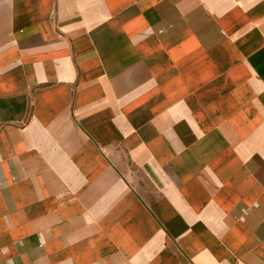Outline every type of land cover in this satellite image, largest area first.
<instances>
[{"label": "crops", "instance_id": "obj_1", "mask_svg": "<svg viewBox=\"0 0 264 264\" xmlns=\"http://www.w3.org/2000/svg\"><path fill=\"white\" fill-rule=\"evenodd\" d=\"M0 264H264V0H0Z\"/></svg>", "mask_w": 264, "mask_h": 264}]
</instances>
